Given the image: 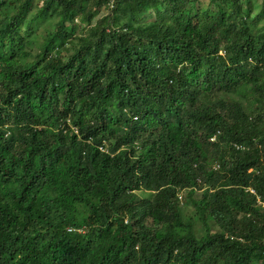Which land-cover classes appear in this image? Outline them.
Wrapping results in <instances>:
<instances>
[{"label": "trees", "instance_id": "trees-1", "mask_svg": "<svg viewBox=\"0 0 264 264\" xmlns=\"http://www.w3.org/2000/svg\"><path fill=\"white\" fill-rule=\"evenodd\" d=\"M259 1L0 0V264H264Z\"/></svg>", "mask_w": 264, "mask_h": 264}, {"label": "rangeland", "instance_id": "rangeland-1", "mask_svg": "<svg viewBox=\"0 0 264 264\" xmlns=\"http://www.w3.org/2000/svg\"><path fill=\"white\" fill-rule=\"evenodd\" d=\"M205 1L207 2L208 0H205ZM253 2H254L253 3V5H254V11L257 12L259 10V7H260V1L259 0H253ZM96 14H97V16L95 15V19L94 20H96L97 17L100 18L101 16H103L105 14V11H98ZM140 21L143 22V19L140 20ZM63 56L65 57V55H63ZM137 195H139L141 198H145V197H148L149 195H151V193L150 192H145V191L143 192V191H141V192H137ZM181 196H184V192L181 194ZM195 197L196 198H199L200 197L199 196V192H197L195 194Z\"/></svg>", "mask_w": 264, "mask_h": 264}, {"label": "built area", "instance_id": "built-area-1", "mask_svg": "<svg viewBox=\"0 0 264 264\" xmlns=\"http://www.w3.org/2000/svg\"><path fill=\"white\" fill-rule=\"evenodd\" d=\"M211 140H213V139H211ZM240 148V146H237V149H239ZM250 192L251 193H253V191L252 190H250ZM258 202H259V200H258Z\"/></svg>", "mask_w": 264, "mask_h": 264}, {"label": "clouds", "instance_id": "clouds-1", "mask_svg": "<svg viewBox=\"0 0 264 264\" xmlns=\"http://www.w3.org/2000/svg\"><path fill=\"white\" fill-rule=\"evenodd\" d=\"M257 200H259V198H258ZM263 205H264V204H263Z\"/></svg>", "mask_w": 264, "mask_h": 264}]
</instances>
